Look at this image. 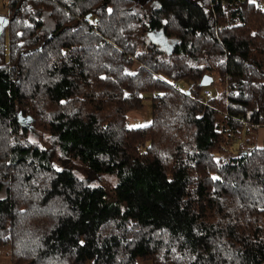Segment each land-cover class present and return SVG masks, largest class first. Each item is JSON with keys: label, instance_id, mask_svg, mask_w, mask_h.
Here are the masks:
<instances>
[{"label": "trees", "instance_id": "1", "mask_svg": "<svg viewBox=\"0 0 264 264\" xmlns=\"http://www.w3.org/2000/svg\"><path fill=\"white\" fill-rule=\"evenodd\" d=\"M6 6L9 264H264V147L251 141L264 120V10L250 0ZM147 103L148 122L130 125Z\"/></svg>", "mask_w": 264, "mask_h": 264}, {"label": "rangeland", "instance_id": "2", "mask_svg": "<svg viewBox=\"0 0 264 264\" xmlns=\"http://www.w3.org/2000/svg\"><path fill=\"white\" fill-rule=\"evenodd\" d=\"M262 2L264 3V0H262ZM6 12H7V6H5L4 0H0V14ZM177 83L179 84L181 90H187L190 85V82L188 80H180ZM149 116H150V105L149 103H147L144 107V110L134 112L133 114H129L127 116L128 123L132 126L144 125L148 122ZM25 124L28 123L25 122ZM51 159L56 166H60V164L63 163L59 159L57 152L52 153ZM70 165L73 167L76 174L81 176L85 174L84 170L82 169L79 163L71 162ZM4 195H5V190L1 189L0 198L4 197ZM138 262L139 264H151L148 260H143V259H139ZM9 263H10V249L8 245H5L2 247L0 251V264H9Z\"/></svg>", "mask_w": 264, "mask_h": 264}, {"label": "crops", "instance_id": "3", "mask_svg": "<svg viewBox=\"0 0 264 264\" xmlns=\"http://www.w3.org/2000/svg\"><path fill=\"white\" fill-rule=\"evenodd\" d=\"M4 4L6 6V1L4 0ZM9 10L7 8V12L0 14V18L2 17H7L6 15H8ZM251 141L252 144L254 146L257 147H264V120H263V124L257 126L254 130L253 133L251 135Z\"/></svg>", "mask_w": 264, "mask_h": 264}, {"label": "water", "instance_id": "4", "mask_svg": "<svg viewBox=\"0 0 264 264\" xmlns=\"http://www.w3.org/2000/svg\"><path fill=\"white\" fill-rule=\"evenodd\" d=\"M7 21H8V18H7V17H2V18H0V32L2 31L3 25H4ZM211 80H212V78H211L210 76H208V75H204V76L202 77V79H201L200 85H202V86H206V85H208V84L211 82ZM19 115H21V113H19ZM21 119H22L23 121H25V122H28V121L32 120L30 116H26V117H23V118H21ZM31 128H32V127H31Z\"/></svg>", "mask_w": 264, "mask_h": 264}, {"label": "built area", "instance_id": "5", "mask_svg": "<svg viewBox=\"0 0 264 264\" xmlns=\"http://www.w3.org/2000/svg\"><path fill=\"white\" fill-rule=\"evenodd\" d=\"M250 1L253 2L255 6L259 8L260 10H264V3L262 2V0H250ZM203 93L207 97L211 95V91L208 89H204Z\"/></svg>", "mask_w": 264, "mask_h": 264}, {"label": "snow or ice", "instance_id": "6", "mask_svg": "<svg viewBox=\"0 0 264 264\" xmlns=\"http://www.w3.org/2000/svg\"><path fill=\"white\" fill-rule=\"evenodd\" d=\"M213 179H216L215 177Z\"/></svg>", "mask_w": 264, "mask_h": 264}]
</instances>
